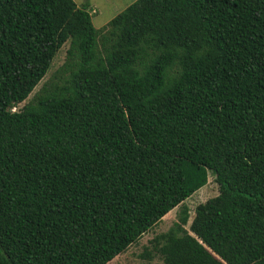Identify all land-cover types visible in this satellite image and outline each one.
Instances as JSON below:
<instances>
[{
    "label": "trees",
    "instance_id": "1",
    "mask_svg": "<svg viewBox=\"0 0 264 264\" xmlns=\"http://www.w3.org/2000/svg\"><path fill=\"white\" fill-rule=\"evenodd\" d=\"M92 12L0 0V264H109L177 207L142 257L264 264V0Z\"/></svg>",
    "mask_w": 264,
    "mask_h": 264
},
{
    "label": "rangeland",
    "instance_id": "2",
    "mask_svg": "<svg viewBox=\"0 0 264 264\" xmlns=\"http://www.w3.org/2000/svg\"><path fill=\"white\" fill-rule=\"evenodd\" d=\"M75 3L82 7L87 2L90 4V12H92L93 24L95 28L102 29L107 26L117 15L125 11L128 7L136 3L138 0H74ZM68 45H66L55 58L52 69L39 85L34 93H37L42 86L50 79L53 73L63 65L66 58V51ZM31 95V98L34 96ZM24 104L19 105L13 111L20 110ZM219 185L215 181L213 175L209 178L207 186L195 193L190 199L184 202L183 206L189 209L190 219L186 225V229L191 231L195 212L198 206L205 204L209 200L219 196ZM181 211V207H177L171 213H169L157 226L150 230L138 244L133 245L126 253L118 256L109 264H165L164 261L155 254L151 260L142 257L146 250H151V241L156 237L167 232L175 222L178 221V216ZM191 234H194L190 232Z\"/></svg>",
    "mask_w": 264,
    "mask_h": 264
}]
</instances>
